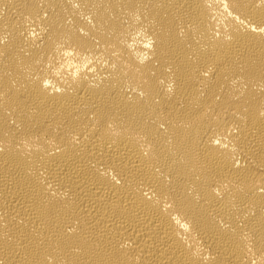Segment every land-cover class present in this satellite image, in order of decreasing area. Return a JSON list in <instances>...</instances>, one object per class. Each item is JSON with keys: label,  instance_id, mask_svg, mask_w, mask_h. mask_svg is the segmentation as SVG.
Masks as SVG:
<instances>
[{"label": "bare ground", "instance_id": "1", "mask_svg": "<svg viewBox=\"0 0 264 264\" xmlns=\"http://www.w3.org/2000/svg\"><path fill=\"white\" fill-rule=\"evenodd\" d=\"M0 264H264V0H0Z\"/></svg>", "mask_w": 264, "mask_h": 264}]
</instances>
